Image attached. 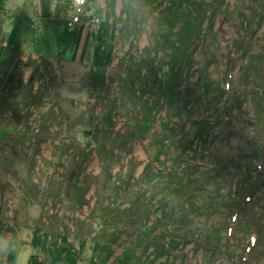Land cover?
Masks as SVG:
<instances>
[{
	"label": "rangeland",
	"instance_id": "rangeland-1",
	"mask_svg": "<svg viewBox=\"0 0 264 264\" xmlns=\"http://www.w3.org/2000/svg\"><path fill=\"white\" fill-rule=\"evenodd\" d=\"M109 1L90 0L79 10L73 0L65 10L58 5L54 12L53 6V16L41 19L32 0H25L22 10L12 0H0V78L14 31L24 64L11 70L9 79L19 77L11 83L5 79L0 88V229L14 230L0 235V264H28L38 253L32 242L35 230L56 224L67 227L77 245L86 239L79 264L99 260L102 254L95 246L104 243L113 249L108 264H122L123 256L130 258L133 251V264H264V228L259 225L264 219V162L260 168L250 155L257 121L264 123V79L258 75L264 60V23L247 57L232 63L229 54L252 5L250 0L224 1L214 30L205 35L197 61L179 86V99L157 102L155 95L144 92L143 100L125 101L118 87L128 58L135 56L138 63L140 54H153L149 46L155 32L174 33L171 21L159 12L171 5L163 1L159 11L147 16L141 33L116 38L105 86L100 94H91L94 33ZM202 1L207 5L209 0ZM111 11L125 18L123 0H116ZM117 25L116 35L121 22ZM158 50L157 59L164 64L160 86L163 81L171 87L174 69L170 62L165 65L170 57L162 45ZM154 65L144 66V72ZM228 69L235 76L234 102L222 87ZM141 77L145 81L146 76ZM148 98L156 107V122L147 137H133L129 131L140 121L145 126L154 108ZM217 103L218 110L230 106L231 121L225 130L214 128L205 142L200 139L205 118ZM15 109L19 123L12 120ZM168 115L178 122L175 126ZM106 123L119 131L116 138L104 133L106 148L85 137L84 130L104 131ZM193 172L197 176L191 181ZM182 188L184 193L179 192ZM240 202L242 209H237ZM183 209L186 217L181 221ZM144 211H152L149 223L144 222ZM227 226L234 227L233 234H227ZM252 233L260 235V242L243 255Z\"/></svg>",
	"mask_w": 264,
	"mask_h": 264
},
{
	"label": "trees",
	"instance_id": "trees-1",
	"mask_svg": "<svg viewBox=\"0 0 264 264\" xmlns=\"http://www.w3.org/2000/svg\"><path fill=\"white\" fill-rule=\"evenodd\" d=\"M73 0H41L42 13L46 17L53 16L52 7L54 12H56L58 5H62L65 10L67 4H71ZM89 1L84 5L86 8L89 5ZM95 0H92V2ZM163 1L165 0H123V10L126 14V17H114L113 10L116 0H110L105 10V17H100L101 23L99 29H97L94 33L95 40V52H94V64L93 69H91L89 75V88L91 94H100L105 86L106 78L105 73L107 68L112 64L114 60V52L116 51V38L120 36L121 38L127 39L131 35H135L137 33H141L143 31V24L145 25L146 18L148 15L154 14L155 11H159V7L163 6ZM226 0H220L218 4H213L209 1L204 3L202 0H169L168 3L171 5H166L161 8L159 11L164 15L163 19L171 21V28L174 30V33L171 32H162L160 31L158 34L155 32L152 36L156 35L154 38L150 40V49L153 52L147 54H140V60L137 63L135 60V56L133 58H128V66L123 73H125L124 78H120L122 82H120L119 95L124 96L125 101H128L131 97H136L142 99V93L147 95H155V99L157 102H161V100L177 101L180 96L179 86L183 81L187 79V73L193 67L195 61H197V51L200 46L203 45L205 35H209L214 30L215 17L219 13V8L222 6V3ZM251 8L247 18L246 23H244L243 32H245L243 36V32L240 35V38L237 41V44L232 52L229 54L230 61L232 63H236V59H245L247 54L250 53L249 49L255 46L256 40L258 39L259 29L264 23V0H250ZM110 6V7H109ZM148 8L146 9L145 7ZM159 6V7H158ZM145 8V9H144ZM102 10V9H101ZM110 10V11H109ZM99 12V9L96 10ZM107 15V16H106ZM208 19L206 26H204V22ZM121 22V27L118 28V35H116L118 23ZM136 26V29L135 27ZM177 28V30H175ZM16 32L14 31L11 36L8 38L9 51L8 55L5 58L3 63L4 72L2 74V78H0V88L1 84L7 79L9 83L14 81V77L17 79L18 74L13 75L12 78L9 79L11 70L16 71L21 68L20 56L22 52L18 50L17 40H16ZM243 37V38H242ZM162 45V49L166 52L165 56L168 53V57H170L169 61H166L165 65H168L169 62L172 64V69L174 72L170 75V79L173 80L171 87L168 86L167 83L162 81V85L160 86L161 80V72L163 69V61L160 62L161 58L157 59L158 45ZM157 49V51H156ZM248 50V51H247ZM247 52V53H246ZM235 55H238L235 57ZM131 62V63H130ZM155 63L156 65L153 68H150L148 71L144 72V66L148 64ZM163 64V65H162ZM248 64V62H247ZM24 65V64H23ZM246 66V64H244ZM35 69L34 66H31ZM25 68V67H24ZM22 69V68H21ZM154 71V72H151ZM232 69H228L225 74V78L223 81V91L225 94L230 95V99L233 102L236 99L237 90L234 88V74H232ZM191 73V72H190ZM146 76L145 81L141 77L142 75ZM155 75L156 79H152L150 76ZM137 75V78L133 79V77ZM258 75L260 78L264 79V60L262 62V67L258 68ZM6 81V83H7ZM17 81V80H15ZM22 86V81H17ZM141 83V84H139ZM144 83L147 87H143ZM8 96L9 95H4ZM12 98V95L9 99ZM143 100V99H142ZM150 106H154V108H150L149 115L146 118V125L142 126L143 121L139 122L138 127H133L131 131H129L130 135L133 137H147L148 132L151 130L153 123L156 122V109L154 103L149 101ZM220 103V102H219ZM219 103L215 104V106H219ZM217 107L213 113L209 114L205 118V127L202 132L200 139L203 141H207L209 136L212 134L214 128L218 127L219 129H224L227 127L228 123L231 121V110L230 106L227 108H222V110H218ZM18 109V108H17ZM15 109L14 115L12 116V120L14 122H20L17 117L21 119V115L19 110ZM212 108H210L211 110ZM152 110V111H151ZM218 115V118L214 121V116ZM169 122L172 121L174 126L176 125V120L172 115H168ZM110 115L108 117L110 123ZM1 120H4L1 117ZM12 120L9 121L12 123ZM176 121V122H175ZM178 123V122H177ZM257 123L259 126L254 129L252 134V146L250 148L251 159L255 164H263L264 162V123H261V120H258ZM13 124V123H12ZM113 127V128H112ZM104 131H101L99 128L96 133L95 130L88 128L84 130V135L87 138H93L92 140H97L100 143V146L106 148L107 140L103 137L105 134H111V136H116L119 134V131H116L114 126H110L109 124H105L103 126ZM105 129L107 131H105ZM140 129H143V134L140 132ZM225 130V129H224ZM178 132H175L177 134ZM96 135H98L96 137ZM93 136V137H92ZM151 136V135H150ZM22 137V134H21ZM20 137V138H21ZM104 139L102 141L101 139ZM91 140V141H92ZM111 140V139H108ZM24 142L25 140L22 139ZM44 142H48L47 140H43ZM26 142V141H25ZM103 148V149H104ZM185 151V150H183ZM101 156V150H99ZM264 167V166H263ZM200 169V165L196 164V170ZM197 176V172H193V176H191V181L195 180ZM187 185L192 186V183H187ZM185 187V186H184ZM183 187V188H184ZM182 188V189H183ZM164 189H168V186H165ZM179 192L184 193V189ZM30 197V195L28 194ZM181 204L182 201L180 200ZM185 209L180 211L181 213V221H183L186 217ZM152 212V211H151ZM151 212L144 211V222L149 223L151 217ZM56 216V215H55ZM49 224V223H48ZM65 228V226L63 227ZM67 228V227H66ZM65 229L59 228V225H55V227L48 228L47 226L39 227L34 232L33 244L38 250L37 254H33L29 259L28 264H79V260L82 257L86 246V239L79 242L77 245L72 238V233L66 232ZM14 231L9 227H2L0 229V235H6L10 231ZM16 237V234H14ZM81 237V235L79 236ZM260 242V241H259ZM258 242V244H259ZM13 246V245H12ZM10 247V258H14V251ZM99 250V255L102 254L99 260H96L95 257L91 258L89 264H108L110 258L112 257V246L109 243H104L99 246H95V251ZM106 253V255H105ZM135 253L133 251L132 256L130 258L123 256L122 264H133L132 261L135 258ZM249 262V261H248ZM243 262V263H248ZM117 263H120L117 261ZM116 263V264H117Z\"/></svg>",
	"mask_w": 264,
	"mask_h": 264
},
{
	"label": "crops",
	"instance_id": "crops-1",
	"mask_svg": "<svg viewBox=\"0 0 264 264\" xmlns=\"http://www.w3.org/2000/svg\"><path fill=\"white\" fill-rule=\"evenodd\" d=\"M12 1H14L15 3V5H17V7L20 9V10H22V8L24 9L25 8V0H12ZM33 1V4H32V8L36 11V12H38V17L39 18H48V17H46L43 13H42V10H41V2H40V0H32ZM2 27L4 28V25H2Z\"/></svg>",
	"mask_w": 264,
	"mask_h": 264
},
{
	"label": "built area",
	"instance_id": "built-area-1",
	"mask_svg": "<svg viewBox=\"0 0 264 264\" xmlns=\"http://www.w3.org/2000/svg\"><path fill=\"white\" fill-rule=\"evenodd\" d=\"M87 0H75V3L79 7V10H82V7L86 4ZM79 16H76V20L79 21ZM75 22L72 20L71 25H73Z\"/></svg>",
	"mask_w": 264,
	"mask_h": 264
}]
</instances>
